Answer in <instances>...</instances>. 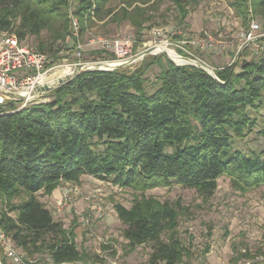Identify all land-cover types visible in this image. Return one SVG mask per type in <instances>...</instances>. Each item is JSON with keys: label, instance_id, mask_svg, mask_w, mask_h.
Listing matches in <instances>:
<instances>
[{"label": "trees", "instance_id": "1", "mask_svg": "<svg viewBox=\"0 0 264 264\" xmlns=\"http://www.w3.org/2000/svg\"><path fill=\"white\" fill-rule=\"evenodd\" d=\"M226 1L244 22L254 15L264 21V0ZM110 2L0 0V33L15 34L23 43L34 38L32 48L54 61L62 46L77 40L72 17L83 34L86 22L112 15L106 8ZM120 2L123 9L115 20L130 21L138 45L151 21L148 13L164 3L176 7L180 24L188 26V0ZM109 54L90 62L113 60ZM237 66L223 67L216 79L197 67L177 66L166 55L148 56L134 67L81 73L45 95L46 102L22 109L10 102L0 115V195L16 217L1 213L2 231L30 256L78 264L83 254L74 234L54 219L38 193L52 196L61 183L81 184L84 176L140 193L176 183L206 198L214 195L222 176L240 190L264 185V152H233V139L255 126L248 111L263 108L264 59L244 62L239 72ZM154 67L160 69L153 82L157 89L148 93ZM22 197L26 200L12 204ZM114 209L130 246L152 244L150 264L184 261L186 251L173 239L176 206L143 195L130 209L121 204ZM165 233H171L168 243L162 240ZM0 261L7 264L1 250Z\"/></svg>", "mask_w": 264, "mask_h": 264}, {"label": "rangeland", "instance_id": "2", "mask_svg": "<svg viewBox=\"0 0 264 264\" xmlns=\"http://www.w3.org/2000/svg\"><path fill=\"white\" fill-rule=\"evenodd\" d=\"M75 6L74 4L73 10ZM149 6L150 4L143 8ZM106 8L112 10L111 16L103 21L93 19L86 22L84 33L79 34L77 40L71 41L66 47L62 46L63 52L53 61L54 66L58 67L57 71H52L53 78L70 71L66 68L78 63L75 53L79 44L83 46L81 62L91 63L93 58L100 56L111 58L109 53L89 45L93 38H137L130 21L115 20L120 18L116 16H119L123 9L120 0H111ZM188 11L189 15L185 19L188 26L180 24L181 16L170 3H164L159 9L157 7L149 12L151 21L144 25L146 29L142 33V42L138 48H143L144 42L152 39L153 29H163L166 33L179 28L192 35L207 32L216 40L228 43L235 39L237 34L248 29L253 20L264 33V21L260 16H250L249 21L244 22L226 0H188ZM35 42L34 38L27 37L25 45L36 47ZM234 53V49L227 48L220 55L209 52H198V55L212 67L223 68L229 65ZM262 59L264 53L255 54L253 49L248 47L240 55L236 70L239 72L244 62H259ZM159 73L158 67H154L149 73L151 81L147 86L148 93L157 89V84L153 82ZM41 100L46 102L49 99ZM22 106V103L17 104V107ZM248 114L255 121V126L243 138L233 139V152L240 151L244 155H250L252 152L262 153L264 105L260 111L249 110ZM217 185L214 195L206 198L196 189L182 187L176 183L171 187H160L140 193L115 186L109 180L87 177L81 184L61 183L58 187L61 198L52 199L43 192L36 196L52 212L54 219L63 223L65 229L74 234L77 247L83 254V261L78 264H150L152 244L130 246L123 234L125 226L114 209L116 204L130 209L134 200L143 195L178 208L179 222L173 239L178 240L186 251L184 261L180 264H264V185L240 190L232 185L229 176L220 177ZM24 200L26 197L14 200L12 204L17 205ZM3 212L16 217L15 213H9V205L0 195V214ZM170 236L171 233H165L162 240L168 243ZM17 251L26 263L52 264L46 254L30 256L19 248ZM6 263L13 264L7 258Z\"/></svg>", "mask_w": 264, "mask_h": 264}, {"label": "built area", "instance_id": "3", "mask_svg": "<svg viewBox=\"0 0 264 264\" xmlns=\"http://www.w3.org/2000/svg\"><path fill=\"white\" fill-rule=\"evenodd\" d=\"M72 24L74 37H79L80 24L74 17H72ZM151 37L150 41L144 42L143 48H138L136 39L131 37L93 38L89 45L113 54V60L82 63L83 46L79 44L75 53L76 59L79 60L78 63L66 69L71 71L80 65L91 66L94 64L124 65L130 63L132 64L130 67H134L141 64L149 54L148 56L166 55L177 66L199 68L197 63H200L204 66L205 72L211 75L223 68L212 67L199 57L198 52L220 55L227 48L234 49V57L229 63V67L237 63L240 55L248 47H251L255 54L264 53V33L259 24L253 20L248 29L237 34V37L228 43L216 40L207 32L201 35H192L179 28L166 33L163 29H153ZM57 69L58 67L54 66V62L47 54L25 45L15 34L0 33V115L7 113L6 106L10 102L22 103L23 106L20 108L22 109L31 102L41 100L42 98L30 100V96L37 87L51 85L58 78L50 80L54 76L52 71H57ZM20 97H23L24 100H21ZM0 250L13 264H31V262H25L11 238L1 228Z\"/></svg>", "mask_w": 264, "mask_h": 264}, {"label": "water", "instance_id": "4", "mask_svg": "<svg viewBox=\"0 0 264 264\" xmlns=\"http://www.w3.org/2000/svg\"><path fill=\"white\" fill-rule=\"evenodd\" d=\"M149 54L146 56L148 57ZM132 64H124V65H114V64H94L91 66H77L73 68L69 73L65 74L64 76H60L55 79V81L51 85H45L41 87H37L36 90L31 94L30 100H36L39 98H43L45 95L49 94L50 92L54 91L58 87L62 86L63 84L67 83L68 81L72 80L73 78L77 77L81 73L88 72V71H114L117 69H125L130 67ZM197 66L205 71V68L202 64L197 63ZM214 78L218 79L216 74H211ZM12 96V95H11ZM21 100H24L23 97H20ZM1 264V262H0Z\"/></svg>", "mask_w": 264, "mask_h": 264}, {"label": "crops", "instance_id": "5", "mask_svg": "<svg viewBox=\"0 0 264 264\" xmlns=\"http://www.w3.org/2000/svg\"><path fill=\"white\" fill-rule=\"evenodd\" d=\"M87 177H90V176H84V177L82 178V181H83L84 179H86ZM61 196H62L61 191H60V189L58 188V189H56V190L53 192L51 198H52V199H58V198H61Z\"/></svg>", "mask_w": 264, "mask_h": 264}, {"label": "bare ground", "instance_id": "6", "mask_svg": "<svg viewBox=\"0 0 264 264\" xmlns=\"http://www.w3.org/2000/svg\"><path fill=\"white\" fill-rule=\"evenodd\" d=\"M69 72V71H68ZM68 72H65V73H61V74H59V76H56V77H60V76H64L65 74H67ZM51 79H53V77L52 78H50V80Z\"/></svg>", "mask_w": 264, "mask_h": 264}]
</instances>
